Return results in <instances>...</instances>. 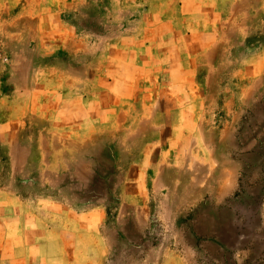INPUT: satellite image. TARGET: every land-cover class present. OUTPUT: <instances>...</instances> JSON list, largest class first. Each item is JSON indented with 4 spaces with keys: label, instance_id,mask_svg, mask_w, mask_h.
I'll use <instances>...</instances> for the list:
<instances>
[{
    "label": "rangeland",
    "instance_id": "obj_1",
    "mask_svg": "<svg viewBox=\"0 0 264 264\" xmlns=\"http://www.w3.org/2000/svg\"><path fill=\"white\" fill-rule=\"evenodd\" d=\"M231 248L264 264V0H0V264Z\"/></svg>",
    "mask_w": 264,
    "mask_h": 264
},
{
    "label": "crops",
    "instance_id": "obj_2",
    "mask_svg": "<svg viewBox=\"0 0 264 264\" xmlns=\"http://www.w3.org/2000/svg\"><path fill=\"white\" fill-rule=\"evenodd\" d=\"M212 244L218 245L217 243H212ZM220 248L223 249L222 247H220ZM231 250L233 253H235V256H237L239 258V259H236V262H235L236 264H243L249 255V250H247V249H238V250L236 249L235 250V248H231Z\"/></svg>",
    "mask_w": 264,
    "mask_h": 264
}]
</instances>
